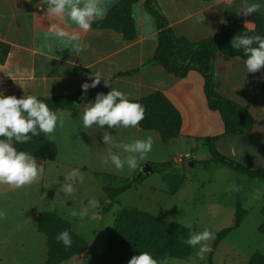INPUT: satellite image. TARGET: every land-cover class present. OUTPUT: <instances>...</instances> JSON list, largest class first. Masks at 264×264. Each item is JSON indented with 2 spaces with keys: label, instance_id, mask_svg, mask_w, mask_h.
Here are the masks:
<instances>
[{
  "label": "crops",
  "instance_id": "0c3cea01",
  "mask_svg": "<svg viewBox=\"0 0 264 264\" xmlns=\"http://www.w3.org/2000/svg\"><path fill=\"white\" fill-rule=\"evenodd\" d=\"M29 1L0 0V51L6 50L5 60L0 63V94L15 95L17 98L23 94H33L39 99L60 94L69 95L82 91L81 83L91 79L88 74L98 71L105 74L111 85L126 93L129 99L138 100L154 92H161L180 112L182 125L178 137L166 143L162 142V149L166 151L164 153L169 160L178 163V158L188 154L190 158L178 163L183 169V164L194 162L199 155L206 154L210 157L202 139L221 136L224 132L222 120L217 112L210 111L207 107L203 92L204 79L198 71L190 70L184 78H176L159 65L147 64L157 47L158 30L154 18L145 9V0H138L132 5L131 17L135 37L130 41L113 30L90 27L87 32H83L66 16H46L44 0H39L32 6H25ZM118 1L120 0H99L103 11L94 21L105 18ZM155 3L166 17L173 33L192 42L215 36L227 26L233 15L242 14V0H155ZM256 13L264 16V3ZM200 15L204 19L198 23L196 17ZM53 23L69 33L79 32L81 47L74 46L77 42L54 36L49 31V25ZM241 24L248 30L254 29L250 14L244 15ZM84 44L87 47H83ZM129 72L133 73L124 75ZM212 77L216 91L248 107L253 119L250 132L219 137L215 141L217 151L250 169L261 168L260 164L264 162V65L257 72L248 73L240 57L226 58L223 54L216 53ZM87 90L90 96L86 100H89L95 98L97 92L107 93L110 86L103 84L102 77L100 83ZM131 129L134 139L140 136L143 138L145 134L152 132L136 126ZM84 132L90 134L86 136L87 151L92 148L96 154H105L110 146L102 140L103 129L94 123L91 128L82 129L81 133ZM46 137L48 138L47 135ZM153 137L160 139L157 134ZM95 141L97 144L94 146ZM163 161L145 159L139 162L137 169L139 171L145 163L151 166ZM223 169L229 174L237 173L221 164L216 165L213 172L217 173ZM151 173H154V170ZM183 176L185 183L170 197L178 198L186 194L184 188L189 185L190 176L185 171ZM140 186L147 184L141 181L128 191L133 190L130 196L143 200L140 203L135 200L121 203L119 212L128 208L155 214L148 196L138 194ZM151 193L155 195L154 191ZM142 206L147 209H142Z\"/></svg>",
  "mask_w": 264,
  "mask_h": 264
},
{
  "label": "rangeland",
  "instance_id": "374dc122",
  "mask_svg": "<svg viewBox=\"0 0 264 264\" xmlns=\"http://www.w3.org/2000/svg\"><path fill=\"white\" fill-rule=\"evenodd\" d=\"M92 100L94 98L85 102ZM85 102L78 105L74 111L59 112L63 114L64 125L57 127L53 134L47 135L57 145V157L48 163L36 159L44 170L31 184L19 188L0 184V264H44L47 258L46 241L45 237L37 232L35 222L41 211L48 210L55 211L69 221L88 244L83 253L61 264H98L101 257L107 253L108 239L121 209L120 204L129 200L140 203L143 200L130 196L134 191L127 190L128 192L118 196V204H114L99 220H81L69 215L71 209L79 210L91 198H104L101 183L94 178L93 172L110 173L124 179L134 178L138 172V169L127 173L115 170L107 159L108 150L103 155L96 154L92 148L87 151L86 136L90 134L81 133L83 128L79 120V113ZM98 127L102 128L103 132L112 134L117 141L130 142L134 139L131 127ZM96 134L95 131L94 135ZM150 134L156 135L155 132ZM95 144L96 141L94 146ZM164 152L166 151L162 149V141L154 139L152 151L146 159L169 160ZM209 159L206 154L199 155L193 167L181 169L179 166L182 176L183 171L189 174L190 183L184 188L186 194L178 198H172L166 193V183L157 172L145 175L142 182L147 186L138 188V194H145L151 200L155 211L152 215L182 227L190 223L196 231L208 228L215 233V237L219 231L233 224L237 204H240L244 211L240 226L221 240L213 254L210 250L201 260L195 255L196 248L191 247L190 254L185 258H168L170 264H247L255 251L264 255V235L258 231L264 219L260 213L264 196L263 181L250 179L241 173L229 174L225 169L214 173L216 165H211ZM260 165L263 168L264 162ZM73 167L80 168L84 183L77 185L73 194L65 195L60 191V184L64 181V174ZM152 191L155 193L154 201ZM142 209L147 208L142 206ZM214 240L215 238L209 242L210 249Z\"/></svg>",
  "mask_w": 264,
  "mask_h": 264
},
{
  "label": "trees",
  "instance_id": "16d2710c",
  "mask_svg": "<svg viewBox=\"0 0 264 264\" xmlns=\"http://www.w3.org/2000/svg\"><path fill=\"white\" fill-rule=\"evenodd\" d=\"M38 1L30 0L25 3V6H32ZM137 1H118L105 18L93 21L91 27L99 30H113L121 33L125 40H132L135 37V32L131 8ZM144 6L154 18L158 30L157 47L147 64L159 65L176 78H184L190 70L198 71L204 79L203 92L207 107L210 111L219 114L224 126V132L219 137L238 136L250 132L253 127V119L248 107L242 106L216 91L212 69L216 53H221L226 58L240 57L244 59L242 50L231 47V40L237 34L259 33L264 35V16L256 12L250 14L254 29L248 30L241 24L244 15H233L227 26L215 36L192 42L184 36H176L173 33L155 0H145ZM5 56L6 50H1L0 63L4 62ZM262 95L264 106V79ZM89 96L90 92L87 90L84 95H82V91H78L69 95H54L42 98V100L55 111H72ZM136 101L144 107V117L136 127L144 131L155 132L164 143L178 137L182 125L180 112L161 92H154ZM219 137L202 139L210 154L208 162L211 165L221 164L237 173L247 175L250 179H260L264 183V168L250 169L217 151L215 141ZM16 147L30 152L36 159L48 162L54 161L58 153L56 143L49 140L43 133L32 137L29 142L16 144ZM193 165H195V161ZM151 166L166 183V193L171 196L176 194L184 181L180 174L179 164L167 160L153 163ZM93 176L100 181L104 194V198L99 199L101 217H104L114 204H118L117 198L120 194L140 184L144 177L143 175L139 178L124 179L103 172H93ZM260 213L264 217V196ZM243 215L244 211L240 204H237L233 224L216 234L211 254L230 231L240 226ZM35 223L37 232L42 234L46 241L47 258L44 264H61L86 250L87 241L73 229L69 221L55 211H41L37 215ZM64 229H68L72 235L70 247H65L62 242L55 239L57 233ZM258 231L264 235V219L259 225ZM188 234L189 230L186 227L157 218L145 211L123 208L114 221L107 243V253L101 257L98 264H126L131 255L140 251L150 252L157 260L185 258L190 254L191 249V246L183 242ZM247 264H264V255L255 251Z\"/></svg>",
  "mask_w": 264,
  "mask_h": 264
},
{
  "label": "clouds",
  "instance_id": "9594fccd",
  "mask_svg": "<svg viewBox=\"0 0 264 264\" xmlns=\"http://www.w3.org/2000/svg\"><path fill=\"white\" fill-rule=\"evenodd\" d=\"M264 0H242L241 11L243 15L255 13L261 8ZM46 16H66L75 23L78 28L87 32L92 22L102 15V7L99 0H44ZM204 17L197 16L200 23ZM49 31L59 38L77 42L75 47L80 48V33H69L63 27L53 23L49 25ZM83 47H87L86 44ZM233 49H240L244 54L243 66L248 73L259 71L264 65V35L259 33L237 34L231 40ZM90 81L81 83L82 95L87 89L95 87L101 82L110 86L107 93L97 92L94 100L87 101L79 113L80 125L88 129L95 123L97 126L135 127L144 117V107L136 100L129 99L126 93L113 87L101 72L89 73ZM62 113L49 108L44 100L33 94H23L19 98L15 95L0 94V184H6L15 188L31 184L39 174L43 172L41 164L28 151L18 149L16 144H24L31 141L32 137L41 133L53 134L57 127L64 125ZM102 140L109 145L107 159L115 170L122 173L133 172L140 166V161L145 160L152 151L154 138L152 134H145L143 138H136L130 142L115 140L107 131ZM118 149V150H113ZM64 181L60 184V191L65 195H71L76 191V186L84 183V175L79 167H73L64 174ZM159 179L158 177L156 178ZM100 201L91 198L77 210L69 211L71 217L81 220L101 219L99 212ZM189 230L188 237L183 241L187 245L196 248V257L204 259L211 250L209 242L215 238V233L208 228L200 231L193 230L192 225L184 224ZM57 241L65 247L72 245V235L68 229H64L55 236ZM126 264H170L169 260H157L148 251L135 252L126 261Z\"/></svg>",
  "mask_w": 264,
  "mask_h": 264
},
{
  "label": "water",
  "instance_id": "95a60500",
  "mask_svg": "<svg viewBox=\"0 0 264 264\" xmlns=\"http://www.w3.org/2000/svg\"><path fill=\"white\" fill-rule=\"evenodd\" d=\"M186 167H193V162L189 161L188 163L182 165V168H186ZM152 170L153 169L150 166V164L145 163L140 167L139 171L137 172L134 178H139L143 175H147L148 173H151Z\"/></svg>",
  "mask_w": 264,
  "mask_h": 264
},
{
  "label": "built area",
  "instance_id": "2783aa9c",
  "mask_svg": "<svg viewBox=\"0 0 264 264\" xmlns=\"http://www.w3.org/2000/svg\"><path fill=\"white\" fill-rule=\"evenodd\" d=\"M188 157H189V155L186 154L184 157H180V158H178L176 161H177L178 163H181L183 160L187 159Z\"/></svg>",
  "mask_w": 264,
  "mask_h": 264
}]
</instances>
